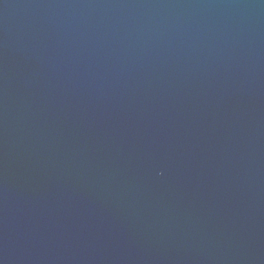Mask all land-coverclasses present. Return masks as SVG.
Segmentation results:
<instances>
[{"label": "water", "instance_id": "obj_1", "mask_svg": "<svg viewBox=\"0 0 264 264\" xmlns=\"http://www.w3.org/2000/svg\"><path fill=\"white\" fill-rule=\"evenodd\" d=\"M0 264H264V0H0Z\"/></svg>", "mask_w": 264, "mask_h": 264}]
</instances>
